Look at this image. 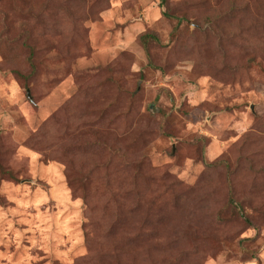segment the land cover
Returning a JSON list of instances; mask_svg holds the SVG:
<instances>
[{
  "label": "rangeland",
  "instance_id": "rangeland-1",
  "mask_svg": "<svg viewBox=\"0 0 264 264\" xmlns=\"http://www.w3.org/2000/svg\"><path fill=\"white\" fill-rule=\"evenodd\" d=\"M262 6L0 0V264H264Z\"/></svg>",
  "mask_w": 264,
  "mask_h": 264
},
{
  "label": "trees",
  "instance_id": "trees-1",
  "mask_svg": "<svg viewBox=\"0 0 264 264\" xmlns=\"http://www.w3.org/2000/svg\"><path fill=\"white\" fill-rule=\"evenodd\" d=\"M161 2H162V5L166 4V0H161ZM232 6H234V8H235V3H232ZM261 9L264 10V6H262ZM164 16L165 17H171L167 12H164ZM211 20H212L211 17L205 18L206 22L211 21ZM213 22L215 23L214 26H213V30L217 31L219 23L216 20H213ZM261 24L264 25V23H261ZM223 31L220 33L219 38L222 36ZM138 41L141 44V46L143 47L144 51L146 52V55H147L148 59L151 58V55H150V52H149L150 44H152V43L160 44L159 37L155 33L151 32V31H148L146 33L141 34L139 36V38H138ZM29 49H30V53H29L28 62H29L30 67H31L30 75L33 76L34 72H35V68H36V64L34 62V59L36 58V51H35V48L33 46H30ZM248 63H249V65H251V64H254V65L255 64L256 65L257 64H261V63L257 62L254 58L250 59V61ZM149 64H151V63H149ZM12 72L19 79H24V78L28 77V76H24L23 72H21L18 69H16V70L12 69ZM226 167H228V165H226ZM3 173L5 174V171ZM6 174H10V171H6ZM135 175H136L135 179H133V181H132L134 185L136 183V178H137V174H135ZM108 231H109V229H108ZM108 231L105 232L106 236L111 233V232H108ZM130 240H132V239H128L127 240L128 242H126V244L123 247H121L118 242L114 243V245H113L114 252L112 253V255H109L107 257L108 264L113 263V262H114V264H121L122 263L123 258H125L124 255L130 252L129 250H130V247L132 246V242ZM148 261L150 262V264H156V262L154 261V259H152V257H150L148 259ZM134 262H133V264H134Z\"/></svg>",
  "mask_w": 264,
  "mask_h": 264
}]
</instances>
